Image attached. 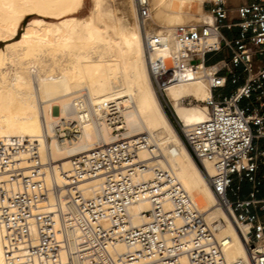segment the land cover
Instances as JSON below:
<instances>
[{
	"label": "built area",
	"instance_id": "built-area-1",
	"mask_svg": "<svg viewBox=\"0 0 264 264\" xmlns=\"http://www.w3.org/2000/svg\"><path fill=\"white\" fill-rule=\"evenodd\" d=\"M135 2L144 23L150 17V1ZM204 8L213 22L175 27L173 41L182 65L206 71L211 98L203 104L209 119L184 126L165 99L167 85L159 80L170 70L151 64L152 79L252 264H264V0L234 8L219 0ZM165 44L162 38L145 35L149 58ZM79 114L81 122L87 120L83 111ZM109 123L117 141L71 158L63 185L47 184L42 168L54 173L53 164L50 159L42 162L37 140L0 138L4 263L230 264L224 255L229 239L218 235L223 224H209L174 177L157 171L153 180L142 179L145 166L139 152L150 148L147 138H127L121 120ZM74 126L58 121L56 139L72 144L79 134ZM96 178L103 180L99 194L84 198L80 184ZM50 197L56 211H41ZM143 201L150 205L142 213L147 222L134 226L130 209ZM168 202L172 209H166ZM119 245L129 252L120 254Z\"/></svg>",
	"mask_w": 264,
	"mask_h": 264
},
{
	"label": "bare ground",
	"instance_id": "bare-ground-1",
	"mask_svg": "<svg viewBox=\"0 0 264 264\" xmlns=\"http://www.w3.org/2000/svg\"><path fill=\"white\" fill-rule=\"evenodd\" d=\"M101 1L93 0L91 13L78 18L84 0H0V44H5L0 48V138L37 140L42 162L50 159L53 164L54 173L42 168L47 184L63 185L62 174L69 171L71 158L115 143L109 121L121 120L127 138L144 136L150 144L139 152L145 166L140 177L150 181L159 171L177 179L209 224H223L218 235L229 239L224 249L227 262L252 264L237 229L167 116L151 74V64L170 70L159 80L167 85L164 94L184 126L209 119L206 106L183 105L188 97L206 102L211 93L204 67H192L191 78L181 72L173 30L201 19L211 24L204 4L219 0H151L143 28L135 0H116L115 9L106 13L99 10ZM29 16L34 17L19 36ZM145 35L167 44L149 58ZM80 111L87 120L80 121ZM60 120L75 124L79 134L72 144L56 139L54 128ZM102 183V178L84 181L79 190L84 198H93ZM61 202L67 203L65 198ZM56 205L50 197L40 210L53 213ZM172 208L168 202L166 209ZM149 209L145 201L134 205L132 225L147 222L142 213ZM4 234L0 225V264H5ZM117 251L125 255L129 249L119 245Z\"/></svg>",
	"mask_w": 264,
	"mask_h": 264
},
{
	"label": "rangeland",
	"instance_id": "rangeland-1",
	"mask_svg": "<svg viewBox=\"0 0 264 264\" xmlns=\"http://www.w3.org/2000/svg\"><path fill=\"white\" fill-rule=\"evenodd\" d=\"M226 1V3H227V5L229 6V7H231V8H234V7H236V6H238V5H240V4H242L243 2H245V0H237V2H235L234 0H225ZM151 0H150V5H151ZM213 3H215L214 1H212V2H210V3H205V4H209V5H211V4H213ZM204 4V5H205ZM115 7H116V0H102L101 1V4H100V8H99V10H100V12L101 13H106V12H108V11H110V10H112V9H115ZM92 9H93V0H84V3L82 4V6L80 7V9L78 10V12H77V14H76V17H78V18H84V17H86V16H88L90 13H91V11H92ZM205 9V8H204ZM206 12H207V10H205ZM34 16H29V17H26L24 20H23V23H22V26H21V28L19 29V36L23 33V31H24V29H25V27L27 26V24L29 23V21L33 18ZM200 19V18H199ZM190 22V21H189ZM188 22V23H189ZM203 22H204V20H200V22L198 23V24H195L194 22H192L194 25H193V27H197V26H199V25H201V24H203ZM191 22L189 23V24H192ZM141 24V26H142V28H143V25H142V22L140 23ZM161 28H163V27H161ZM154 30H155V28H153ZM152 29V30H153ZM153 30V31H154ZM143 32H144V29H143ZM5 46V44L4 43H1L0 44V48H2V47H4ZM148 56V55H147ZM192 68V66L191 65H182V60H181V56H180V70H181V72L184 74V75H186V76H188V77H192L191 76V74H190V69ZM153 80V79H152ZM154 85V84H153ZM156 90V89H155ZM157 91V90H156ZM159 95V94H158ZM164 96H165V94H164ZM159 98H160V100H161V103H162V105H163V108H164V110H165V112H166V114H167V116L168 117H170L171 119H172V113H171V111L169 110V108H167V106H166V104H165V102H164V100L159 96ZM165 99H166V101L168 102V99H167V97L165 96ZM185 100V101H184ZM169 103V102H168ZM169 105L171 106V104L169 103ZM183 105L184 106H186V107H195V106H206L205 104H203L202 102H196V100H194L193 98H191V97H188V99L187 98H184L183 99ZM171 109H172V111H173V113H174V115L176 116V114H175V112H174V110H173V107L171 106ZM169 118V119H170ZM176 118H177V116H176ZM178 119V118H177ZM179 120V119H178Z\"/></svg>",
	"mask_w": 264,
	"mask_h": 264
},
{
	"label": "crops",
	"instance_id": "crops-1",
	"mask_svg": "<svg viewBox=\"0 0 264 264\" xmlns=\"http://www.w3.org/2000/svg\"><path fill=\"white\" fill-rule=\"evenodd\" d=\"M251 0H245V2H243V3H246V2H250Z\"/></svg>",
	"mask_w": 264,
	"mask_h": 264
},
{
	"label": "trees",
	"instance_id": "trees-1",
	"mask_svg": "<svg viewBox=\"0 0 264 264\" xmlns=\"http://www.w3.org/2000/svg\"><path fill=\"white\" fill-rule=\"evenodd\" d=\"M170 118V117H169Z\"/></svg>",
	"mask_w": 264,
	"mask_h": 264
}]
</instances>
